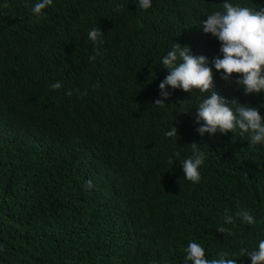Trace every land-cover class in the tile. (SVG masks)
<instances>
[{"label":"trees","instance_id":"trees-1","mask_svg":"<svg viewBox=\"0 0 264 264\" xmlns=\"http://www.w3.org/2000/svg\"><path fill=\"white\" fill-rule=\"evenodd\" d=\"M36 2L0 0V264H191L189 242L206 259L227 251L251 264L240 249L264 239V145L250 148L239 129L201 137L197 90L168 86L166 107L154 106L174 42L210 67L222 58L201 22L224 0H151L147 10L137 0H53L42 17L30 11ZM93 27L104 42L90 61ZM238 78L213 67L223 97L264 117V92L245 95ZM171 125L177 140L165 135ZM193 141L207 157L199 183L173 156L190 155ZM226 208L257 223L225 224Z\"/></svg>","mask_w":264,"mask_h":264},{"label":"clouds","instance_id":"clouds-1","mask_svg":"<svg viewBox=\"0 0 264 264\" xmlns=\"http://www.w3.org/2000/svg\"><path fill=\"white\" fill-rule=\"evenodd\" d=\"M53 0H37L31 6L30 11L37 17L43 16V10L51 6ZM140 9L147 10L152 6L151 0H137ZM27 7V5H25ZM7 7V5H5ZM207 19L202 21L203 31L211 34L220 43L221 56L211 60L204 55H194L188 45L181 46L174 42L170 51L162 59L163 68L167 69L168 75L160 82V96L154 101V106L166 107L164 101L170 96L167 87L173 90L182 89L184 92L197 90L195 122L200 125L197 132L201 137L205 133L215 135L234 133L239 129L241 137L248 134L249 147L264 145V117L259 109L248 104L238 102L236 99L229 100L223 97L214 87L213 67L221 73V79L228 81L232 74H239L235 83L243 89L245 95L259 94L264 92V7H252L233 3L232 0H224L218 10L205 14ZM104 32L100 27L88 30V39L95 45L94 55L89 57L94 61L99 52V46L103 44ZM53 90L62 88L61 82L51 85ZM76 91H79L78 89ZM73 91L68 90L66 95L72 96ZM187 102H181L183 105ZM188 110V109H187ZM187 110L181 109L180 113ZM201 121L203 122L201 124ZM166 137L179 138L177 128L171 125L165 132ZM190 155L181 158V153L176 151L173 156L179 160L184 178L192 183L201 180L200 167L206 160V154L201 150V145L193 141L190 145ZM169 163H173L169 157ZM94 187L92 180L85 182V190ZM225 209L224 223L234 224L237 218L243 224L254 225L256 218L247 210L240 209L235 216L228 214ZM216 231L232 236L235 233L224 226H218ZM185 260L191 264H237V259L229 258L227 251L217 253V258L206 259L205 249L196 242H189L185 249ZM247 256L251 264H264V239L258 241V247L252 250L240 249V257Z\"/></svg>","mask_w":264,"mask_h":264}]
</instances>
